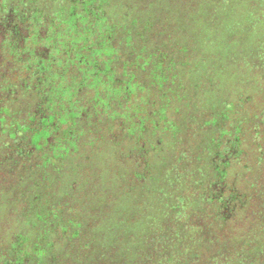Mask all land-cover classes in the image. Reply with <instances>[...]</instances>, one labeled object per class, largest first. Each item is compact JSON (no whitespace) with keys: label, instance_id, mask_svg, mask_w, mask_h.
<instances>
[{"label":"rangeland","instance_id":"rangeland-1","mask_svg":"<svg viewBox=\"0 0 264 264\" xmlns=\"http://www.w3.org/2000/svg\"><path fill=\"white\" fill-rule=\"evenodd\" d=\"M87 1L101 8L105 0ZM135 3L134 12L139 17L163 14L167 20L178 22L176 32L182 39L179 46L192 50L190 61L185 57L186 49L177 52L174 49L170 53L158 51L159 48L155 50L157 52L151 57L152 76L149 84L139 86L145 89L144 100L137 102L126 113L118 112L115 116L121 124L117 131L119 134H128L131 130L139 139L135 141L136 136L134 139L123 137L121 141L122 136L114 137L116 142L118 140V146L121 145L119 141L122 142L124 148L128 146L131 154L124 157L127 155L125 152L123 157L119 156L114 161V153L108 149L110 143L106 142L107 150L102 145L99 146V151L92 155L89 163L80 159L79 169H84L82 174L85 175L92 173V186L98 192V196L88 195L87 191L86 194L77 193L74 200L76 203L80 201L84 206L91 204L93 209L90 217L87 214L79 217L84 219L82 224H87L92 230L87 238L81 232L85 240L79 244L82 247L88 242L92 244L89 251L83 252L82 259H78L76 250L69 247L71 242L69 244L64 239L76 232V228L60 224V214L54 213L53 206L55 202L57 206L60 204L57 196L64 193L66 183L75 179V176L62 169L57 170L59 167L56 169V166L49 168L45 164L47 157L42 158L39 153H33L35 148H32L27 164H19L14 176L11 174L6 180L9 169H4L3 155L0 154V255L4 254L3 258L0 257V264H151L157 261L153 251L160 252L159 255H165L166 252L182 254L183 257L188 255L183 263L179 259L174 264H209L218 261L224 256L222 254L233 252L231 249L209 248L208 245L207 248H201L198 247L199 244H195L197 247L194 250V247L184 248L180 244L183 238L187 240L196 233L201 234L202 228L198 225L200 219H215L210 211L203 213V198L194 194L199 187V180L195 177L190 182L181 180L175 185L177 190L173 192L168 180L171 174L165 172L166 168L154 169L153 156L147 163L141 154H132L136 152L135 149L141 152L151 149V142L149 145L142 140L144 136H149L153 139L154 146L162 148L165 130L171 128L174 135L184 134L187 130L186 118L175 119L172 100L183 98L190 102L193 93L199 88L200 79L197 78L200 76L216 83L217 86L211 89H216L214 91L219 97L216 103L215 95H212L214 93L208 88L206 104L212 108L207 115L202 116L204 118L200 123L209 122L203 134L207 133L206 138L211 141L213 152L209 156L211 170L200 169V188L205 189L206 186L208 192L205 195L210 200H220L219 217L227 227L240 226L234 223V218L239 204L247 197V214L242 212L241 220L250 226L255 221L261 225L264 220V214L260 211L264 201V173H261L258 165L259 156L264 152V94L260 95L264 91V80L260 76V71L264 70V0H139ZM113 8L110 7L108 11L113 13ZM111 13H108L110 17ZM126 13L127 16L129 13L133 14L130 11ZM127 19L130 20L129 17ZM126 21L123 19V23L128 26ZM161 24H164L163 21L156 27L162 28ZM21 44L22 41L15 46ZM1 46L0 39V48ZM4 57L6 56L0 54V64ZM142 61L145 60L136 63L138 69L143 67ZM181 63L192 67L186 75L177 72L176 66ZM1 70L5 69L0 67ZM1 76L0 72V79ZM118 78L117 76L116 79ZM243 92L248 94L237 96ZM122 102L123 100L119 101ZM249 102V106H245ZM187 110L189 109L185 108L186 115ZM229 118H234L231 125ZM193 125L191 131L200 132L201 127ZM4 127L0 120V128ZM255 133L260 137L255 138ZM237 134L247 136V147L241 148V143L236 142ZM25 136L31 142L36 139L33 132H27ZM53 145L52 138H49L42 147L51 149ZM234 155L241 157V161L235 162ZM86 156L90 157L89 152ZM158 158L161 159L160 156L156 157L157 160ZM9 159L14 164L15 155H11ZM76 160L79 161V158ZM203 164L202 167H205V162ZM15 165L9 168L13 170ZM117 168L120 175L114 171ZM136 170L141 171V174ZM157 179L158 182H151ZM74 181H70L69 187L75 186ZM82 185L80 183L79 188ZM178 190L186 196L183 202L181 198L177 201L174 199ZM174 204L179 206L175 211ZM35 214L40 215V222L36 220ZM178 220L179 225L175 222ZM189 220L195 223L194 227L185 225ZM29 222L31 227L33 224L36 227H26ZM53 231L56 233L55 237L61 236L63 239L61 244L59 242L55 245L51 240L54 237L50 232ZM221 234L216 232L214 235L227 236L229 241L241 234H244L245 240L252 235L245 228H234L230 234ZM259 236L264 239V231H260ZM240 242L242 240L236 244ZM191 250L199 251L204 256L197 260L191 257ZM245 250L247 255H252L260 249L256 247ZM60 254L61 260L57 263ZM237 260L244 261V257ZM156 264H164V261L159 260Z\"/></svg>","mask_w":264,"mask_h":264},{"label":"trees","instance_id":"trees-1","mask_svg":"<svg viewBox=\"0 0 264 264\" xmlns=\"http://www.w3.org/2000/svg\"><path fill=\"white\" fill-rule=\"evenodd\" d=\"M136 1L139 0H105L103 7L99 8L87 0H0V39L2 43L0 54L6 56L0 64V67L5 69L0 71L2 75L0 79V120L1 125H5L4 128H0V154L3 155L4 169H9L5 178L9 179L11 174L14 176L19 164L20 166L27 164L32 148H35L33 153H39L42 158L47 157L45 164L49 165V168L56 166V169L59 167L57 170L62 169L75 176V179L70 180H76L74 181L75 186L69 187L70 181H68L64 193L62 192L56 198L60 204L57 206L55 202L53 206L54 213L60 214H58L61 218L60 224L66 227L69 224L76 228V232L71 233L67 236L68 238L65 236V240L69 244L71 242L68 245L76 250L75 255L78 259H82L83 252L89 251L92 245L88 241L83 247L79 244L92 233L87 224H82L84 219L79 217L83 214L90 217L93 209L91 204L84 206L80 201L74 202L75 196L77 193L86 194V191L88 195L98 196L97 190L94 185L92 186L94 183L92 173L87 171L86 174L89 175H85L82 174L84 169H79L80 159H83L84 163H89L92 155L99 151L97 150L99 146L102 145L103 149L107 150L106 142L110 143L108 149L113 151L114 161L119 156L123 157L125 152L127 155L124 157L131 154L128 152V146L124 148V144L120 141L121 145L118 146V140L116 142L114 137L122 136V141L123 137L134 139L136 134L131 130L128 134L117 132L121 124L115 118L116 113L124 114L137 102L144 100L145 89L139 86L149 84L152 76L151 57L153 58L152 55L157 52L155 50L159 48L158 51L170 53L174 49L176 52L186 49V47L179 46L182 39L176 32L178 22L167 20L163 14L139 17L137 12H134ZM112 6L114 7L113 13L108 11ZM127 11L133 14L129 13L127 16ZM108 13L112 16L110 17ZM123 19L127 20L128 26L123 23ZM161 21L164 23L160 26L162 28H157L156 25ZM21 41L22 44L16 47L15 45ZM186 50L185 57L190 61L189 55L193 52L190 48ZM140 60L145 61H142L143 67L138 69L136 63ZM176 67L181 75H186L192 69L190 65L183 63ZM117 76L119 81L116 79ZM260 76L264 80V70L260 71ZM198 79H200L199 88L196 89L195 94L193 93L191 104L188 99L173 98L172 100L175 119L186 118L187 130L184 134L174 135L171 128L165 130L162 148L154 146L153 139L144 136L142 140L146 144L151 142V149L144 152L135 149L136 152L132 154L136 156L141 154L147 163L154 157V169L166 168L165 172L171 174L167 175H169L168 180L173 192L177 190L175 185L181 180L190 182L192 177L199 180V187L195 188L196 191L194 189V194L197 193L203 198L201 206L204 208L203 213L210 211L211 215H215V219L210 218L206 220L207 222L205 218L200 219L198 225L202 228L201 234L196 233L187 240L183 238L180 244H183L184 248L194 247V250L197 247L195 244H199L198 247L201 248H207L208 245L209 248L219 247L233 250L230 254L227 252L222 254L224 256L220 259H217L218 255H216L215 259L218 261L209 264H264V239L259 236V232L264 231V220L261 225L255 221L251 226L241 220L242 212L245 211L247 214L248 203L246 201L249 198L242 200L237 216L234 218V223L240 226L227 227L219 217L220 200H210L205 195L208 192L206 186L205 189L200 188L202 179L199 178V172L204 169L211 170L209 156L213 152L211 141L206 138L207 133L203 134L209 122L200 123L204 118L202 116L207 115L212 108L209 105L207 107L206 104L208 88L214 93L212 95H215L216 103L219 97L214 91L216 89H211L217 86L212 79L202 76ZM262 91L260 95L264 94ZM243 94L248 93H239L237 96ZM120 100L123 102L119 103ZM249 104L250 102L247 106ZM185 108L189 109L187 115V112H184ZM229 120L231 125L234 118L233 120L229 118ZM193 124L201 127L200 132L191 131ZM27 132H33L36 138L33 142L25 136ZM255 135V138L260 137L257 133ZM49 138H52L54 145L51 149H44L42 145ZM236 138V142L241 143V148H244L247 144V136L237 134ZM134 140L139 139L136 136ZM88 152L89 158L86 156ZM11 155H15L14 164L10 162ZM159 156L161 159L157 160L156 157ZM77 158L79 161L76 160ZM240 159L241 157L235 156V162H240ZM204 162L206 166L202 167ZM13 165L15 166L11 170L12 168L9 167ZM258 165L261 173H264L263 151L259 156ZM142 169L146 170V168ZM137 170L136 172L141 174V171ZM114 171L120 175L118 168ZM147 171L149 172V169ZM158 181L159 179L151 182ZM80 183L83 184L81 188H79ZM175 195L176 201L181 198L183 202L186 198L179 190ZM85 207L86 210H84ZM173 207H175L174 211L179 208L177 204ZM261 207L263 209L260 211L264 214V201ZM179 221H175L177 225L180 224ZM176 223H174L175 226ZM185 225L194 227L195 223L189 220ZM27 226L30 229L36 227L34 224L31 227L30 222L26 223ZM179 228L182 230L181 227ZM234 228H245L247 233L252 235L246 237V240L243 237L244 234L238 235V238L235 237L237 239H231L229 236L232 241L227 240V236H222L223 233L230 234ZM21 230L24 231V229ZM42 230L46 231L43 228ZM216 232L222 233V237L214 235ZM50 235L54 237L51 240L55 245L62 243L63 239L61 236L55 237L54 231L50 232ZM239 240L242 242L236 244ZM160 242L163 244L162 240ZM171 244L173 246V243ZM256 247L260 249L257 253L247 255L245 249ZM9 248L7 251L11 254ZM191 252V257L197 260L204 256L199 251ZM153 253L156 254L154 258L157 261H164V264H174L179 259L183 263L188 256L183 257L182 254L171 252H166L165 255H159L160 252L153 251ZM3 255L2 253L0 257L3 258ZM239 257H244V261L238 262ZM60 258L61 254L57 263L60 262ZM157 261L151 264H156Z\"/></svg>","mask_w":264,"mask_h":264},{"label":"flooded vegetation","instance_id":"flooded-vegetation-1","mask_svg":"<svg viewBox=\"0 0 264 264\" xmlns=\"http://www.w3.org/2000/svg\"><path fill=\"white\" fill-rule=\"evenodd\" d=\"M245 106H247V104H246ZM35 213H36V212H35ZM34 216H35L36 220L39 221V219H40V215H39V214H38V215L35 214ZM64 239H65V238H64Z\"/></svg>","mask_w":264,"mask_h":264}]
</instances>
